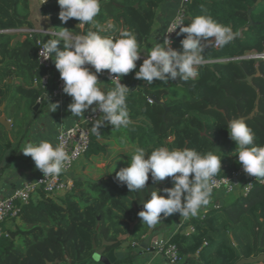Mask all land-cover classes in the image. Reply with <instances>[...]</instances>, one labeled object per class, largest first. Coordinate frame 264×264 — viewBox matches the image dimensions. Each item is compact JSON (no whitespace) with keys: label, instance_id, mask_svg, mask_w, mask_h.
Wrapping results in <instances>:
<instances>
[{"label":"trees","instance_id":"1","mask_svg":"<svg viewBox=\"0 0 264 264\" xmlns=\"http://www.w3.org/2000/svg\"><path fill=\"white\" fill-rule=\"evenodd\" d=\"M165 1L100 0L96 20L101 24L112 20L117 28L131 30L142 54L157 9ZM257 1L189 0L184 25L195 16L210 15L230 26L235 38L223 47L204 49L203 60L211 62L201 65L198 76L187 81L154 80L149 85L135 78L143 62L138 60L137 69L121 77L130 89L127 105L133 123L122 128L130 143L148 153L160 146L212 152L222 157L217 175H228L242 164L238 154H233L236 142L230 139L227 123L248 116L258 101V112L245 122L255 133L254 142L264 145V60L246 58L264 51V0ZM59 11L57 0L42 7L44 15L51 14L55 30L65 27L79 33L78 20L62 23ZM31 15L30 0H0V30L33 27ZM89 28L91 25L85 26ZM114 34L118 33L107 35ZM185 35L175 37V49L182 50ZM15 36L0 32V103L6 96L8 84L2 83L6 76L23 78L29 88L20 86L19 91L34 103L42 94L33 81L46 73L37 57L39 34L24 40H14ZM148 96L155 98L153 103ZM172 186L170 177L155 184L149 174L145 189L129 192L110 176L98 182H79L73 192L57 198L39 194L40 199L31 200L18 217L21 224L0 238V264H101L93 258L94 240L97 248L104 247V241L115 242L105 253L128 242L126 254L114 264H133L134 246L152 228L138 216L142 203L152 191L164 194L162 189ZM137 218L130 230V222ZM188 224L194 226L193 232L182 229L171 237L182 258L179 264H236L242 258L264 255V184H255L247 195L239 191L232 203L213 206L203 217L190 218ZM121 235L127 238L118 240ZM251 264H264V260Z\"/></svg>","mask_w":264,"mask_h":264},{"label":"clouds","instance_id":"2","mask_svg":"<svg viewBox=\"0 0 264 264\" xmlns=\"http://www.w3.org/2000/svg\"><path fill=\"white\" fill-rule=\"evenodd\" d=\"M46 0H43L45 3ZM59 19L67 23L69 19L78 20L83 29L73 33L65 27L49 33L43 30L47 39L40 48L44 60L51 58L63 81V92L72 98L68 110L73 117H85L84 113L92 107L100 111L93 131L105 123L112 129L128 128L133 121L127 105L130 89L122 84L121 77L137 69L140 48L135 34L127 28H117L112 20L101 24L96 20L100 13V0H57ZM179 26L177 35L186 34L181 40L182 50L171 47L167 36L146 52L135 78L143 79L151 85L154 80L167 83L177 79L187 81L198 76V68L203 65L202 53L209 45L223 47L229 44L235 33L230 26L215 21L210 15L195 16L190 24L175 23L167 33ZM108 33H118L107 35ZM63 43V48L60 44ZM90 65L95 71H91ZM107 70L112 76L114 87L102 90L98 73ZM58 103L50 102V112L56 111ZM230 139L236 142L234 155L249 176L264 181V145H257L255 133L244 119H232L227 123ZM25 156H30L44 177L58 176L66 171L70 156L62 144H53L47 139L28 142L22 148ZM221 156L212 152L200 153L190 148H168L160 146L150 153L137 147L126 167L116 172L115 179L127 186L129 192L146 188L149 174L155 184L171 178L173 186L152 191L138 212L143 224L153 227L162 218L178 213L185 220L197 217L201 209L210 204L214 188L218 187L214 177L222 170Z\"/></svg>","mask_w":264,"mask_h":264},{"label":"crops","instance_id":"3","mask_svg":"<svg viewBox=\"0 0 264 264\" xmlns=\"http://www.w3.org/2000/svg\"><path fill=\"white\" fill-rule=\"evenodd\" d=\"M30 1L31 19L34 26H24V28H34L41 32L45 30L49 33L57 31L52 25L51 14L44 15L42 12L43 5L49 1L46 3H43L41 0ZM182 4L183 0H167L158 7L152 32L148 38L147 45L143 49V53L140 54V61L146 58V52L150 51L156 43L163 41V34L167 25ZM78 27L79 33L86 31L79 24ZM120 28H123V26H120ZM16 34L17 36H15L14 40L26 39L22 34ZM41 35L46 40L54 38L51 35L44 36L43 33ZM60 47L63 48V43L60 44ZM98 80L100 81L102 90H108L113 87V84L99 76ZM2 83H7L8 85L6 96L0 103V119L4 117L8 121L7 126L0 121V158H2L0 159V197L12 193L24 181L43 174L36 168L32 158L23 154L22 148L26 143L47 139L55 145L59 133L68 129L82 118L71 116L68 104L71 103L72 98L67 94L60 100L39 98L36 102L31 103V99L23 96L19 91L20 86L29 88V85L23 78L19 76H6ZM50 102L58 103L56 111L50 112ZM92 107H96V105L94 104L86 110L84 115L91 112ZM137 147V145L130 143L126 139L123 129L114 130L109 124L105 123V125H102L98 129V133L94 136L89 151L77 161L70 176L73 178L75 184L85 181L98 182L103 178L116 176L117 171L130 163L131 157ZM58 195L52 198H57ZM238 195L239 191L229 195L224 193L212 195L210 204L206 210L213 206H218V204L232 203L237 199ZM39 197V194L35 195L32 202H37L40 199ZM203 210L201 209L197 217H203ZM189 219L185 220L178 213L162 218L157 225L151 228V231L144 238L150 235L151 241L156 236L165 239L172 237L182 229L188 233L191 224H186ZM21 222L20 218H16L8 221L5 227L7 230H14ZM123 249L122 247L115 248L118 258L120 255L126 254L127 248ZM134 251H136L134 259L138 264H168L163 258L161 262L155 263L153 261L156 257L155 254L150 250L142 249L140 243L137 247L134 246Z\"/></svg>","mask_w":264,"mask_h":264},{"label":"built area","instance_id":"4","mask_svg":"<svg viewBox=\"0 0 264 264\" xmlns=\"http://www.w3.org/2000/svg\"><path fill=\"white\" fill-rule=\"evenodd\" d=\"M41 1L43 2V0ZM48 1L49 0H46V2ZM188 2L189 0H183L182 6L173 16L163 34V39L167 36V38L171 41V47L174 49V40L177 36V33L179 32V26L173 32H167L169 28L177 22L184 24V19L187 15L186 5ZM0 32L20 33L25 38L31 37L34 34H39L37 39V57L39 64L45 68L46 73L40 78H35L33 85L41 91L42 95L40 99H62L65 95L62 90L63 81L60 78L59 72L55 68L53 60L51 58L44 60L40 56V48H42L43 43L47 41L41 35L43 32L34 28L24 27L0 30ZM213 47L218 48L219 46L213 45ZM247 57L264 60V51L261 54H249ZM210 62L211 61L204 60L203 64ZM87 67H89L90 70L95 71V69L90 65H87ZM97 75L100 78L109 81L114 87V83L111 81V78L115 74L110 76L107 70H103ZM120 79L122 84L128 86V84H126L122 78ZM147 99L150 103L154 102L153 96H148ZM84 116L85 117H82L81 120L76 122L74 125L60 132L57 137L56 144H62L70 156V161L67 164L66 171L62 172L58 176L44 177L42 174L33 179L26 180L19 187L15 188L10 196L0 197V238L7 234L5 224L10 220L18 218L23 212L25 206L30 204L32 198L35 195L43 194L46 197H53L58 194L69 193L75 190V182L70 176V173L77 161L89 151L93 142V138L98 133V130L93 131L94 123L96 119H99L101 113L97 109V111H91ZM214 180L218 187L214 188L212 195H217L220 193L229 195L237 191L247 195L255 184H264V181H259L255 179V177L246 174L243 170V166L234 169L228 175H217L214 177ZM206 212L207 210H203L202 216H204ZM193 231L194 226L190 225L188 233ZM153 253H155V255H160L168 264H179L182 261L179 249L177 245L171 241V237L159 240L156 243V248Z\"/></svg>","mask_w":264,"mask_h":264},{"label":"water","instance_id":"5","mask_svg":"<svg viewBox=\"0 0 264 264\" xmlns=\"http://www.w3.org/2000/svg\"><path fill=\"white\" fill-rule=\"evenodd\" d=\"M261 0L257 1V4L260 2ZM213 45H209L206 46L204 49H206L207 47H211ZM248 58V57H246ZM248 81L252 80V76L247 78ZM155 99V98H154ZM259 107H258V101H257V105L255 107V109L248 115V116H240L239 118H242L244 120L247 119H251L255 116V114L258 112ZM0 121L5 124L7 126V119L6 118H1ZM10 194H8L7 196H10ZM138 222V218L135 221H131L130 222V230H133L135 225ZM127 238V235H121L118 240H124ZM162 238H160L159 236L153 237L152 241H151V237L150 235H148L146 238H144L141 242H140V247L142 249L145 250H150L152 252H154L155 248H156V243L161 240ZM150 242H151V246H150ZM115 242L112 241H104V247L102 248H97V245L95 243L94 240V247H95V252L93 254V258L96 262H99L101 264H114L116 262V260L118 259L117 254H116V250L115 248L111 249L108 253H105L106 247L107 246H111L113 245ZM264 260V255H260L258 257H252V258H242L240 259L236 264H251L257 261H263Z\"/></svg>","mask_w":264,"mask_h":264},{"label":"rangeland","instance_id":"6","mask_svg":"<svg viewBox=\"0 0 264 264\" xmlns=\"http://www.w3.org/2000/svg\"><path fill=\"white\" fill-rule=\"evenodd\" d=\"M220 148V150H226V148L225 147H219ZM127 246H128V242H124L122 245H121V247H122V249L124 248V249H126L127 248ZM123 249V250H124ZM155 254V253H154ZM156 257L154 258V260L153 261H155V263H158V262H161V260H162V257L160 256V255H155ZM135 258V257H134ZM133 258V261H132V263L133 264H138V263H136V261H135V259ZM99 263V262H98Z\"/></svg>","mask_w":264,"mask_h":264}]
</instances>
